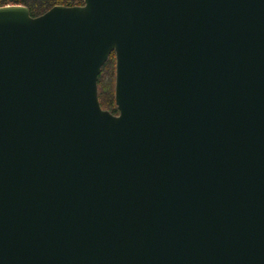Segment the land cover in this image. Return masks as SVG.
<instances>
[{"label": "water", "instance_id": "water-1", "mask_svg": "<svg viewBox=\"0 0 264 264\" xmlns=\"http://www.w3.org/2000/svg\"><path fill=\"white\" fill-rule=\"evenodd\" d=\"M0 264H264V0L0 6Z\"/></svg>", "mask_w": 264, "mask_h": 264}, {"label": "trees", "instance_id": "trees-1", "mask_svg": "<svg viewBox=\"0 0 264 264\" xmlns=\"http://www.w3.org/2000/svg\"><path fill=\"white\" fill-rule=\"evenodd\" d=\"M7 4H22L29 8L32 16H38L57 4L74 6L83 5L84 0H0V6ZM116 84V54L112 51L101 68L98 78V95L104 109L112 113L119 112L115 100Z\"/></svg>", "mask_w": 264, "mask_h": 264}]
</instances>
